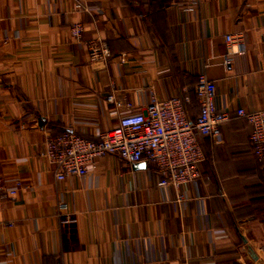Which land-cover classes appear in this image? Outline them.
<instances>
[{"label": "crops", "instance_id": "1", "mask_svg": "<svg viewBox=\"0 0 264 264\" xmlns=\"http://www.w3.org/2000/svg\"><path fill=\"white\" fill-rule=\"evenodd\" d=\"M225 32L244 47L228 65ZM195 72L214 79L219 111L264 108V0H198L191 11L182 0H0V181L15 189L0 200V263L264 264V160L242 118L220 125L219 142L197 135V179L178 186L180 201L152 162L106 153L85 176L55 180L40 153L46 133L96 139L115 127L112 82L134 108L185 96L194 120ZM58 198L74 215L67 250Z\"/></svg>", "mask_w": 264, "mask_h": 264}, {"label": "built area", "instance_id": "2", "mask_svg": "<svg viewBox=\"0 0 264 264\" xmlns=\"http://www.w3.org/2000/svg\"><path fill=\"white\" fill-rule=\"evenodd\" d=\"M182 1L188 11L196 9L198 4V0ZM69 30L73 37L78 38L82 34V24L74 22ZM222 42L221 61L228 65L231 54L244 51L242 36L238 32H225ZM102 53L108 55L106 44L102 46ZM110 86L105 100L114 108L123 110L115 127L96 139L85 138L72 130L44 135L40 153L54 165L55 180L83 177L94 158L113 153L125 162L154 163L160 172L156 184L175 189L174 200L180 201L182 194L176 191L178 186L195 184L197 179L196 164L202 156L197 135L219 142L220 125L230 118H242L248 124L249 148L256 158L264 160V108L246 111L237 106L232 113L219 111L214 103L215 81L202 72L194 73L190 87L198 105L193 121L185 115V96H168L160 100L151 96L148 103L134 108L126 97H117L113 82ZM179 88L182 92L187 90L183 83H179ZM14 194V188L5 187L0 181V200H7ZM57 208L61 248L67 250L76 245L74 215L67 210L62 198L57 199Z\"/></svg>", "mask_w": 264, "mask_h": 264}, {"label": "water", "instance_id": "3", "mask_svg": "<svg viewBox=\"0 0 264 264\" xmlns=\"http://www.w3.org/2000/svg\"><path fill=\"white\" fill-rule=\"evenodd\" d=\"M42 122H43V118L39 119L38 120V125L41 126L42 125ZM68 131H70V130H68Z\"/></svg>", "mask_w": 264, "mask_h": 264}, {"label": "trees", "instance_id": "4", "mask_svg": "<svg viewBox=\"0 0 264 264\" xmlns=\"http://www.w3.org/2000/svg\"><path fill=\"white\" fill-rule=\"evenodd\" d=\"M190 121H193V119L191 120V119H189ZM248 144V143H247ZM251 151V150H250ZM252 153V152H251ZM253 154V153H252ZM254 156V155H253Z\"/></svg>", "mask_w": 264, "mask_h": 264}]
</instances>
